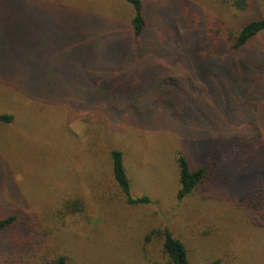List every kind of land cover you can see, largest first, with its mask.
Listing matches in <instances>:
<instances>
[{"label": "rangeland", "instance_id": "374dc122", "mask_svg": "<svg viewBox=\"0 0 264 264\" xmlns=\"http://www.w3.org/2000/svg\"><path fill=\"white\" fill-rule=\"evenodd\" d=\"M0 0V264H264V0ZM118 150L130 195L113 180ZM183 157L205 168L177 200ZM79 198L81 212L59 213Z\"/></svg>", "mask_w": 264, "mask_h": 264}, {"label": "trees", "instance_id": "16d2710c", "mask_svg": "<svg viewBox=\"0 0 264 264\" xmlns=\"http://www.w3.org/2000/svg\"><path fill=\"white\" fill-rule=\"evenodd\" d=\"M130 5L132 9L131 30L133 38L139 41L147 26V19L145 18L144 8L140 0H123ZM233 8L244 11L246 9L245 0H230ZM264 31V17L259 20L248 21L240 26L236 33H228L224 38V45L230 51H238L246 47L249 41L260 32ZM13 120V116L8 114L0 115L1 124H9ZM111 172L114 182L125 197L128 205H145L150 200L144 196L140 198H132L130 195L129 179L123 165V155L118 150H113L110 153ZM177 165L179 171V188H177L176 198L182 200L189 196L198 183L204 178L206 169L197 168L190 170L186 160L179 156L177 158ZM84 208L83 202L79 198L64 204L59 213L65 212H81ZM16 221L15 217H8L0 219V231L10 227ZM162 252L165 256L166 264H190L187 257V252L184 245L177 239L173 238L167 229L163 231ZM50 264H67L66 257L59 256ZM217 264V263H213Z\"/></svg>", "mask_w": 264, "mask_h": 264}]
</instances>
